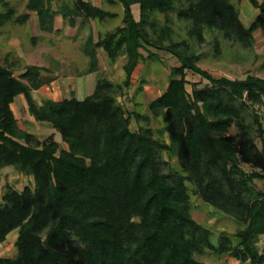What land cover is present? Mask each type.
<instances>
[{
  "label": "trees",
  "instance_id": "obj_1",
  "mask_svg": "<svg viewBox=\"0 0 264 264\" xmlns=\"http://www.w3.org/2000/svg\"><path fill=\"white\" fill-rule=\"evenodd\" d=\"M107 1L122 5V23L97 39L88 34L82 44L88 62L80 76L100 70L101 49L111 65L125 53L121 81L105 74L82 100L45 97L39 105L32 91L50 85L57 78L53 71L11 53L0 60V182L7 166L34 179L33 187H8L3 195L0 244L15 229L18 236L17 254L0 255V264H208L199 259L207 252L264 264L258 247L264 191L254 184L264 180V115L256 109L264 105V77L215 76L199 66L196 48L219 31L225 40L254 49L255 33H264V0H249L260 10L249 26L234 0ZM25 8L16 16L10 1L0 0V27L25 23L34 12L39 28L52 34L58 15L71 27L79 19L84 26L117 15L90 0H26ZM173 15L185 22L187 36H175ZM214 45L220 55L221 41ZM153 48L180 64L145 111L140 103L129 109L120 98L147 58L144 52L155 58ZM188 72L209 84L189 92ZM20 94L30 114L49 122L67 149L53 136L42 140L19 125L12 103ZM133 118L145 124L133 130ZM153 118L161 125L158 135ZM174 158L179 168L171 165ZM193 196L230 216L235 233L223 231L213 243L210 228L192 215Z\"/></svg>",
  "mask_w": 264,
  "mask_h": 264
},
{
  "label": "rangeland",
  "instance_id": "obj_2",
  "mask_svg": "<svg viewBox=\"0 0 264 264\" xmlns=\"http://www.w3.org/2000/svg\"><path fill=\"white\" fill-rule=\"evenodd\" d=\"M9 1L16 9V16L26 12V0ZM90 1L116 12L117 15L109 18L104 23L91 21V23L84 26L81 25L79 19L76 27H71L61 15H58L55 22L57 30L52 34L39 28L35 13L25 23L8 22L0 27V60L6 53H11V58L20 57L26 64H38L50 68L57 77L48 85L49 87L45 86L33 92L38 104H41L47 96L59 100L74 96L82 100L94 92L97 80L105 74L116 81L123 79L125 53L118 58L115 64L111 65L101 49L99 50L100 70L80 76L88 62V57L82 50V44L88 34L92 31L97 39L99 33L122 23L123 7L120 3L110 4L107 0ZM262 1L259 0V2ZM234 2L240 9L243 22L246 26H249L260 10L255 8L249 0H234ZM56 6L57 2L54 3V8ZM132 8L134 15L138 18L139 5L135 4ZM173 16L175 18V36L177 38L187 36L185 22L177 19L175 15ZM255 38L254 49H248L233 40H225L219 31L207 34L206 40L196 47L201 54V60L198 64L215 76L243 79L251 73L264 77V33L261 30L257 31ZM34 39L36 40L34 41ZM215 40L221 41L222 51L220 55L215 53ZM153 50L157 52L155 58H149L148 53L144 52L147 58L136 68L128 94L120 98L129 109L134 108L136 103H140V111H145L148 103L166 90L172 67L180 64L179 60L169 52L155 48ZM18 73L16 72V75ZM187 79L189 81L187 85L189 92H192L195 84L198 88H204L209 84L207 79L192 72H188ZM140 87L144 90H140ZM12 108L22 128L38 135L42 140L53 136L56 141L60 142L61 148H68V144L63 141L61 134L49 122L37 121L30 114L23 94L15 98ZM256 109L262 116L264 115V105H258ZM144 124L143 121L138 122L133 118L131 128L138 130ZM150 126L158 135V129L161 127L160 123L153 118ZM232 131H235V128H232ZM161 138H167V135L161 136ZM258 143L260 145L259 141ZM165 157L167 158V156ZM171 165L174 168H179L176 158L171 160ZM243 166L247 170L252 169L249 164H243ZM254 184L257 189L264 191V180L255 179ZM26 186H34L33 177L18 172L13 166L5 167L0 182V203L3 201V195L8 187L22 191ZM192 201V215L195 220L210 228L213 243H217L223 231L231 234L235 233L238 225L230 216L217 211L210 204L203 202L196 196L192 197ZM17 236L18 230L15 229L0 244L1 256L14 257L17 254L15 245ZM258 247L264 252V234L259 237ZM199 259L208 264H249L241 263L227 254L218 256L213 252H207L199 256Z\"/></svg>",
  "mask_w": 264,
  "mask_h": 264
},
{
  "label": "crops",
  "instance_id": "obj_3",
  "mask_svg": "<svg viewBox=\"0 0 264 264\" xmlns=\"http://www.w3.org/2000/svg\"><path fill=\"white\" fill-rule=\"evenodd\" d=\"M138 5H139V4H138ZM98 6H99V5H98ZM132 9H133V8H132ZM33 13H34V12H32V14H33ZM133 13H134V12H133ZM138 16H139V15H138ZM31 17H32V15H31ZM135 17H136V15H135ZM136 18H137V17H136ZM19 73H20V72H19ZM19 73H18V74H19ZM45 86L49 87L48 85H45ZM45 86H43V87H45ZM41 88H42V87H41ZM41 88H40V89H41ZM40 89H39V90H40ZM34 91H35V90L32 91V94H33ZM37 91H38V90H37ZM33 96H34V95H33ZM47 97L55 99L54 97H51V96H47ZM34 98H35V97H34ZM55 100H59V99H55ZM41 104H42V103H41ZM41 104H39V105H41Z\"/></svg>",
  "mask_w": 264,
  "mask_h": 264
}]
</instances>
